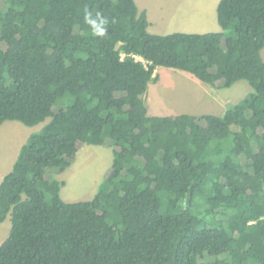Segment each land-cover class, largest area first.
Returning <instances> with one entry per match:
<instances>
[{
  "label": "trees",
  "instance_id": "obj_1",
  "mask_svg": "<svg viewBox=\"0 0 264 264\" xmlns=\"http://www.w3.org/2000/svg\"><path fill=\"white\" fill-rule=\"evenodd\" d=\"M217 19L156 34L136 0H0V125L44 123L0 183V264H264V0ZM159 66L253 90L223 115H151ZM85 144L113 164L68 202L57 175Z\"/></svg>",
  "mask_w": 264,
  "mask_h": 264
},
{
  "label": "rangeland",
  "instance_id": "obj_2",
  "mask_svg": "<svg viewBox=\"0 0 264 264\" xmlns=\"http://www.w3.org/2000/svg\"><path fill=\"white\" fill-rule=\"evenodd\" d=\"M140 10H147L157 23V33L219 31L217 8L220 0H136ZM264 58V49L262 50ZM137 59L143 60L137 56ZM158 80L149 85L145 95L151 115L215 114L223 115L227 104L238 103L253 90L247 81H238L232 87L218 89L198 79L188 71L159 66ZM49 120V119H48ZM44 123L28 126L20 121H6L0 125V182L8 174L22 147L32 133ZM114 160L112 147L85 144L73 165L57 177L64 182L61 195L65 201L91 200L101 182L107 178ZM161 195L164 197L165 193ZM201 203L200 205H202ZM202 214L203 207L194 208ZM11 217L0 223V245L9 236Z\"/></svg>",
  "mask_w": 264,
  "mask_h": 264
},
{
  "label": "crops",
  "instance_id": "obj_3",
  "mask_svg": "<svg viewBox=\"0 0 264 264\" xmlns=\"http://www.w3.org/2000/svg\"><path fill=\"white\" fill-rule=\"evenodd\" d=\"M144 10V9H143ZM145 11L147 12V14H148V11L145 9ZM148 19H149V23H150V25H149V30H150V32H152V33H156V34H168V33H160V32H158L157 33V29H156V27H157V23L155 22V21H153V20H151V17H150V15L148 14ZM220 30H221V27H220ZM219 30V31H220ZM215 31H217V30H215ZM209 32V31H208ZM169 33H172V32H169ZM200 33V32H199ZM202 33H204V32H202ZM4 178V177H3ZM3 180V179H2ZM2 182V181H1ZM0 182V183H1Z\"/></svg>",
  "mask_w": 264,
  "mask_h": 264
},
{
  "label": "clouds",
  "instance_id": "obj_4",
  "mask_svg": "<svg viewBox=\"0 0 264 264\" xmlns=\"http://www.w3.org/2000/svg\"><path fill=\"white\" fill-rule=\"evenodd\" d=\"M86 19H89V23H91L94 29H96V22L94 20H91L89 17H86Z\"/></svg>",
  "mask_w": 264,
  "mask_h": 264
},
{
  "label": "built area",
  "instance_id": "obj_5",
  "mask_svg": "<svg viewBox=\"0 0 264 264\" xmlns=\"http://www.w3.org/2000/svg\"><path fill=\"white\" fill-rule=\"evenodd\" d=\"M137 57V56H136Z\"/></svg>",
  "mask_w": 264,
  "mask_h": 264
}]
</instances>
